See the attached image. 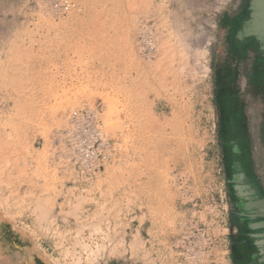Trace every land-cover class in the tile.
Returning a JSON list of instances; mask_svg holds the SVG:
<instances>
[{"label": "rangeland", "instance_id": "rangeland-1", "mask_svg": "<svg viewBox=\"0 0 264 264\" xmlns=\"http://www.w3.org/2000/svg\"><path fill=\"white\" fill-rule=\"evenodd\" d=\"M235 1L0 0V264H233L213 65Z\"/></svg>", "mask_w": 264, "mask_h": 264}, {"label": "flooded vegetation", "instance_id": "flooded-vegetation-1", "mask_svg": "<svg viewBox=\"0 0 264 264\" xmlns=\"http://www.w3.org/2000/svg\"><path fill=\"white\" fill-rule=\"evenodd\" d=\"M217 41L219 43L214 55L213 70L216 98L219 104V123L221 125V140L219 143L224 154L225 171L229 176L227 180L229 185L228 196L232 206L230 214V251L233 264H243L244 258L247 256L244 246L246 247V243L249 244L251 241V234L248 235L249 237L246 235V227L249 228L251 225L259 222L255 221L257 217H254V212H251L247 215L251 222L245 227V222L239 216L241 205L238 195L242 191L236 189L235 186H240L243 183L244 185L247 184L246 157L245 154L243 157L242 153L234 148V144L231 143L228 134L225 132L224 121L227 113L225 106L227 105L226 100H230V95L229 97L226 95V88L230 84L239 85V79L235 76L240 73L246 75V84L249 87L252 77L257 76L259 83L258 90H260L258 94L263 99L264 0H237L236 6L227 10L219 19ZM244 189L246 188L244 187ZM249 191L254 193L253 197H257L258 192L255 188L250 187ZM246 192L244 190V196ZM244 208H246V202L244 203Z\"/></svg>", "mask_w": 264, "mask_h": 264}, {"label": "crops", "instance_id": "crops-1", "mask_svg": "<svg viewBox=\"0 0 264 264\" xmlns=\"http://www.w3.org/2000/svg\"><path fill=\"white\" fill-rule=\"evenodd\" d=\"M236 2L237 0L234 6L223 11L219 19L227 10L235 7ZM235 77L239 79V85L228 84L229 87L226 88V95L228 97L230 95V100H226L225 110L227 113L225 115L224 128L229 140L234 144V148L240 151L243 157L244 154L246 157L247 184L244 185L243 183L240 186H236L239 191H242L238 195L241 205L239 216L245 222V227L251 222L249 216H247L251 212H254V217H257L255 221L259 222L249 228L246 227V235L251 234L252 242L250 241L249 244L246 243V247L244 246L247 256L244 258L243 264H264V229H253L264 223V218L256 216L261 211L260 204L264 200V101H262L264 96L261 99L260 94H258L260 90H258L257 76L254 78L251 76L250 87L246 84L245 74L240 73ZM242 176L244 177V175ZM250 187L257 190V197L252 196L254 193L249 191ZM244 190L247 191L245 196ZM245 202L246 208H244Z\"/></svg>", "mask_w": 264, "mask_h": 264}, {"label": "bare ground", "instance_id": "bare-ground-1", "mask_svg": "<svg viewBox=\"0 0 264 264\" xmlns=\"http://www.w3.org/2000/svg\"><path fill=\"white\" fill-rule=\"evenodd\" d=\"M28 244L29 242L27 240L22 241V244H19V243L16 244L14 243L13 239H10V242L6 246H2V247L6 251L9 250V252L11 253H17L18 250H23L24 248H25L24 250L26 249L30 250ZM25 254H26V264H35V262L31 260V257H30L31 255L27 251H25Z\"/></svg>", "mask_w": 264, "mask_h": 264}, {"label": "water", "instance_id": "water-1", "mask_svg": "<svg viewBox=\"0 0 264 264\" xmlns=\"http://www.w3.org/2000/svg\"><path fill=\"white\" fill-rule=\"evenodd\" d=\"M235 188L238 189L236 186H235ZM260 205H261L260 206L261 211L258 212L256 214V216H258L259 218H264V200L261 202ZM256 228H258V229H264V223L263 224H259L257 227H254L253 229H256Z\"/></svg>", "mask_w": 264, "mask_h": 264}, {"label": "built area", "instance_id": "built-area-1", "mask_svg": "<svg viewBox=\"0 0 264 264\" xmlns=\"http://www.w3.org/2000/svg\"><path fill=\"white\" fill-rule=\"evenodd\" d=\"M68 8V5L67 6H65V9H67ZM82 115V114H81ZM79 113H75L72 117H71V121L73 122L75 119H77L79 116H81Z\"/></svg>", "mask_w": 264, "mask_h": 264}]
</instances>
